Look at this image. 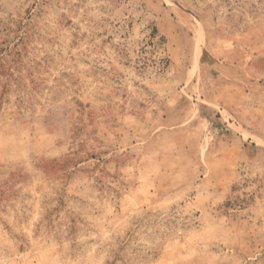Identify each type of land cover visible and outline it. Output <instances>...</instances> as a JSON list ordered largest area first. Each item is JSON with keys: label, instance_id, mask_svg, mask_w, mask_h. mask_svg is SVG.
Segmentation results:
<instances>
[{"label": "rangeland", "instance_id": "rangeland-1", "mask_svg": "<svg viewBox=\"0 0 264 264\" xmlns=\"http://www.w3.org/2000/svg\"><path fill=\"white\" fill-rule=\"evenodd\" d=\"M0 264H264V0H0Z\"/></svg>", "mask_w": 264, "mask_h": 264}]
</instances>
